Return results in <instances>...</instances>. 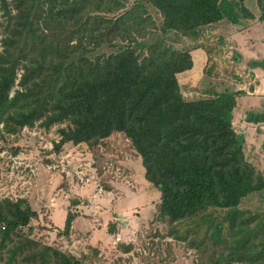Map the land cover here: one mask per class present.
I'll return each mask as SVG.
<instances>
[{"label": "trees", "instance_id": "16d2710c", "mask_svg": "<svg viewBox=\"0 0 264 264\" xmlns=\"http://www.w3.org/2000/svg\"><path fill=\"white\" fill-rule=\"evenodd\" d=\"M245 1L0 0L8 17L0 126L16 134L65 124L58 152L124 134L161 192L159 218L199 264H264V210L241 209L264 193V173L233 124L243 92L188 100L179 81L194 67L193 50L206 46V28L255 20ZM258 6L264 25V0ZM170 36L195 48H176ZM247 121L264 123V114ZM37 217L27 200L0 198V264H84L24 234ZM73 220L69 213L66 234Z\"/></svg>", "mask_w": 264, "mask_h": 264}, {"label": "rangeland", "instance_id": "374dc122", "mask_svg": "<svg viewBox=\"0 0 264 264\" xmlns=\"http://www.w3.org/2000/svg\"><path fill=\"white\" fill-rule=\"evenodd\" d=\"M245 4L255 20L206 28L201 42L209 52L193 50L194 67L179 74V81L188 100L243 92L233 124L246 136L247 160L264 173V123L247 121L250 113L264 114V25L258 0ZM3 37L0 24V51ZM170 40L179 49L195 48L187 38ZM64 126L46 129L38 122L16 134L0 126V198L25 199L38 213L22 232L84 264H199L197 250L171 236L159 218L161 192L146 179L131 141L114 133L98 146L68 143L58 152ZM241 206L264 210V193ZM69 213L74 220L66 234Z\"/></svg>", "mask_w": 264, "mask_h": 264}]
</instances>
